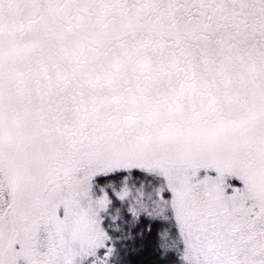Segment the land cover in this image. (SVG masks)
Here are the masks:
<instances>
[{
	"label": "snow or ice",
	"instance_id": "1",
	"mask_svg": "<svg viewBox=\"0 0 264 264\" xmlns=\"http://www.w3.org/2000/svg\"><path fill=\"white\" fill-rule=\"evenodd\" d=\"M0 264H264V0H0Z\"/></svg>",
	"mask_w": 264,
	"mask_h": 264
},
{
	"label": "trees",
	"instance_id": "2",
	"mask_svg": "<svg viewBox=\"0 0 264 264\" xmlns=\"http://www.w3.org/2000/svg\"><path fill=\"white\" fill-rule=\"evenodd\" d=\"M142 259H147V257H145V258H142Z\"/></svg>",
	"mask_w": 264,
	"mask_h": 264
}]
</instances>
